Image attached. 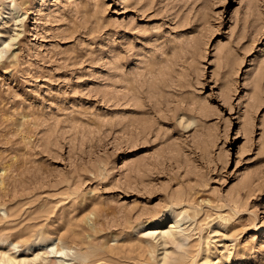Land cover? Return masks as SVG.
Listing matches in <instances>:
<instances>
[{
	"label": "rangeland",
	"instance_id": "obj_1",
	"mask_svg": "<svg viewBox=\"0 0 264 264\" xmlns=\"http://www.w3.org/2000/svg\"><path fill=\"white\" fill-rule=\"evenodd\" d=\"M16 4L0 21V48L19 33L0 58V264L42 239L70 248L59 264H264V0Z\"/></svg>",
	"mask_w": 264,
	"mask_h": 264
},
{
	"label": "bare ground",
	"instance_id": "obj_2",
	"mask_svg": "<svg viewBox=\"0 0 264 264\" xmlns=\"http://www.w3.org/2000/svg\"><path fill=\"white\" fill-rule=\"evenodd\" d=\"M0 8L2 9L0 11V15L4 11L3 12L4 14L0 16L1 17L0 21H1V20L4 19V17L8 16V15H5V12H7L6 10H4L5 8L6 9L7 8L8 9L17 8L16 0H8L6 3H3V5H1ZM12 15H13V17H15V20H16L17 24L22 22L23 18L20 17V15L18 17L14 16V14H12ZM0 33H1V30H0ZM18 35H19V33H14V36H12L10 38V40L8 42H6V45L2 46L0 48V58L4 54H6L8 50H10V46L12 44L11 40L15 39ZM191 123H192V121H188L187 122V126L190 125ZM1 186L3 187L4 185L1 184ZM200 201L201 202H206L207 200H205L202 197L200 199ZM171 209H173L172 206L169 207L168 211H171ZM178 214L179 213L172 212L173 220L170 222L171 225L166 230L162 231V234H161L162 238H163V240H162L163 244L166 245V244L170 243V244L173 245V257H174L175 261H177L178 257L176 255L178 254L180 249H182L183 252L186 250V244H187V236H186V234L188 233L187 230H186L187 227H181L184 223L181 221V218L177 217ZM160 223L161 222L159 221V219L153 220L152 222H150V224H152L151 226H154V227L157 226L158 224L160 225ZM45 241H46L45 239L44 240L43 239L42 240H38L33 245V247L41 246V248H44L45 251H38V252L34 253L32 256L30 254L26 253V254H23L20 257H18V254H17V251H19L20 249H17L15 251H11V252L10 251H6V252H4L2 259H3V261L5 263L30 264L31 262L35 261L37 258L43 256V258H47L52 264H54V263L59 264V263L63 262L64 259H61V258H63V256H65V255L69 254L70 248H68L65 245H62L61 247H59V246H56L54 242L46 243ZM11 244L13 245V248H15V249L18 248L17 244H15L13 242H11ZM23 250H26V249L23 248ZM177 250H179V251L176 252ZM44 254H46V255L44 256ZM170 257H171V255L168 252H165V260L170 259Z\"/></svg>",
	"mask_w": 264,
	"mask_h": 264
}]
</instances>
